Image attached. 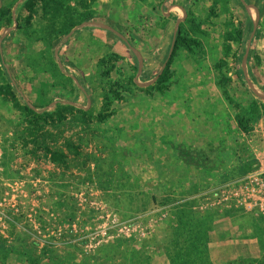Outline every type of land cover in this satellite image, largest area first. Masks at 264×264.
Wrapping results in <instances>:
<instances>
[{
  "label": "rangeland",
  "instance_id": "obj_1",
  "mask_svg": "<svg viewBox=\"0 0 264 264\" xmlns=\"http://www.w3.org/2000/svg\"><path fill=\"white\" fill-rule=\"evenodd\" d=\"M164 1L60 0L77 19L90 11L130 33L88 27L62 54L67 38L47 42L48 18L39 6L0 0V11L9 9L0 14V264H264V216L232 205L210 207L220 187L264 161V109L238 75L235 50L242 44L225 40L231 23L239 24L243 41L250 39L264 0H174L178 36L194 40L192 50L177 45V36L165 65L148 68L142 53L159 58L173 31L172 21L164 29ZM189 10L199 29L187 23ZM4 28L14 30L2 36ZM59 61L65 72L85 78L86 87L70 83ZM167 66V79L156 88L154 78ZM243 69L264 97V24L246 48ZM145 71L151 75L142 77ZM188 85L219 93L225 108L206 101L217 113L222 109L223 125L211 144L187 154L201 168L186 185L171 162L164 166L165 157L147 154L145 127L148 105L163 102L153 99L157 93L187 91ZM60 98L86 109L49 107ZM195 194L200 197L192 199ZM185 204L202 215L217 212L207 260L198 257L204 246L192 251L190 231L178 234Z\"/></svg>",
  "mask_w": 264,
  "mask_h": 264
},
{
  "label": "crops",
  "instance_id": "obj_2",
  "mask_svg": "<svg viewBox=\"0 0 264 264\" xmlns=\"http://www.w3.org/2000/svg\"><path fill=\"white\" fill-rule=\"evenodd\" d=\"M164 5H165V1L163 3V9L165 10L167 16L169 17L168 19L164 21V29H166V27L170 24V21H172V23L174 21H173L172 14L166 11ZM170 8L176 13V15L178 16V19L180 20L179 13L176 12L172 8V3L170 4ZM91 19L111 20V21H114L120 24L125 30H127L126 27H124V25H122L120 22H117L111 18L100 19V18L93 17ZM99 25H105V24L88 25L78 30L77 32H75L70 38H68L69 34L66 35L64 38H67V39H64L61 45L62 54L64 53L66 48L70 46L69 40L72 39L78 32L80 33L82 30H85L88 27H92V26L96 27ZM106 26H110V25H106ZM110 27L123 32L122 30L117 29L116 27H113V26H110ZM173 27H174V23H173ZM125 34L130 35L129 31L128 33H125ZM171 37H172V34H171ZM133 41L134 43L136 42L134 38H133ZM136 46L138 49L140 48L138 44ZM166 49L164 51H166ZM151 55L142 53L144 60L148 62H153L161 58L160 56L157 59H148L147 57ZM59 64H60L59 69L65 74L66 77L72 80H76L78 82H80L78 80L80 79L82 80V82L80 83L84 87H86L87 84L84 81L85 78H81V77H78L77 75L65 72L62 67L63 62L59 61ZM164 65L165 63H162L159 66H147V67L158 69ZM69 74L74 75L75 78L68 76ZM150 75H151L150 72L145 71L142 77H149ZM160 76L161 75H158L156 78H154V82H157ZM142 77L140 76L139 78H137L138 80L136 79V81H140ZM149 81H152V80L150 79ZM187 87H188L187 91L181 90V91H167L162 94L157 93V95L154 96L153 99H155L156 101L162 99L163 102L159 101L158 104L150 103V105H148L147 116L150 117V124L146 125L147 127H145L147 129L146 130V133H147L146 147H148L147 154L148 155L152 154L151 155L152 159L157 155L165 157L166 163L164 166L167 165V162H171V165H174L173 166L175 169L174 174L178 175L179 179L186 180L185 181L186 185L190 184L189 180H193L194 174L196 172L200 173V168H201L196 162V160H194L195 163L193 161L188 162L185 159L187 154L189 153L191 157H193V154L196 155L199 149H202V148L204 149L205 147H207L209 143L211 144V142H213L212 141L213 139L215 140V137H216L214 136L215 132L218 133L219 135L220 133L219 130H221L219 128H221V126L223 125V120L221 119L222 116L220 115V113L222 109L225 108L224 102L222 101V96H219V93L216 94V93L203 92V91L194 92L192 90H189V89H193L192 86L190 87V85H188ZM164 100H170V101L165 102ZM208 100H210L212 102L211 104H213L214 106L218 107L219 105V107L222 108L220 109L219 113H217L218 111L216 110V108L215 110H213L212 108L210 109L209 107H207V105H210L208 102H206ZM217 100H218V104L215 103V101ZM140 112L141 110L136 109L137 116L141 115ZM220 123H222V125H220ZM138 129L143 134L144 128L140 126ZM136 135H138V133ZM204 138H210V141H208L206 144L203 145ZM167 154L170 155L171 160H169L170 157H168ZM177 157H178V162H176ZM194 179H197V176ZM195 183L198 184V182H195ZM199 197L200 196H198V194H195L192 197V199H197ZM177 203L179 202H176L174 204H177Z\"/></svg>",
  "mask_w": 264,
  "mask_h": 264
},
{
  "label": "trees",
  "instance_id": "obj_3",
  "mask_svg": "<svg viewBox=\"0 0 264 264\" xmlns=\"http://www.w3.org/2000/svg\"><path fill=\"white\" fill-rule=\"evenodd\" d=\"M238 2L237 0H235ZM26 7L32 8L34 6H39L40 10L43 11V14L45 18H48V25L46 27V34H47V42H49L50 45L54 46V43L56 40H59L66 35H68L72 28H74L77 25H80L83 21L86 19H91L94 17L93 13L90 11L83 12L81 15H79V19L74 17V14L72 15L69 13V10L65 8L64 2H60V0H26L25 2ZM85 7V5H84ZM9 9L6 8V10H1L0 14L2 15L5 11H8ZM0 15V18H1ZM189 18L187 19V23L190 24V26L193 29H199V24L197 22V18L194 17V11L189 10L188 12ZM250 24L252 25L253 22L250 21ZM230 30H227V33L225 35V40L227 43L229 42H235L239 47L243 42V31L241 27L236 24L231 23L230 24ZM194 40L189 38L187 35H181L177 38V45L183 46L186 50H192V45L194 44ZM227 52L229 53L232 48L227 45ZM238 51L235 50V53ZM137 69V67H136ZM168 66L164 69L163 73L159 77V79L156 82V88H159L161 84H163L168 76ZM103 74L109 75V71H104ZM70 79V78H69ZM73 84V80L69 81ZM162 88V87H161ZM159 88V89H161ZM6 90L8 92H11V86L7 85ZM261 107L264 109V104H261ZM27 110H29L32 113H35L32 109L26 107ZM238 123L241 128L246 129L245 126V119H239ZM61 155V154H59ZM62 156V155H61ZM189 204L183 205L182 209L177 214L178 218V224H179V233L178 234H184V232L190 231L193 235L190 237L193 238V244H192V251H194L195 254H199V247L198 245L204 246V252H202L201 255H197L199 258L207 260L208 252H207V243L208 240V233L209 230L212 228V221L214 220L215 216L217 215V212H206L205 214H200L198 212H195L193 207H188ZM193 209V210H192ZM231 211H228L226 214L231 213ZM179 236V235H178Z\"/></svg>",
  "mask_w": 264,
  "mask_h": 264
},
{
  "label": "water",
  "instance_id": "obj_4",
  "mask_svg": "<svg viewBox=\"0 0 264 264\" xmlns=\"http://www.w3.org/2000/svg\"><path fill=\"white\" fill-rule=\"evenodd\" d=\"M23 1L25 0H20V3H22ZM173 0H165V9L168 13L172 14V17H173V23H174V27H173V33H172V37H171V40H170V43H169V46L168 48L166 49V51L163 52L162 56L160 59L158 60H155L153 62H148L146 60H143L142 57H140V59L144 62V64L146 66H159L161 65L162 63H166L169 58L171 57L172 55V52H173V47H174V43L176 41V38L179 34V30H180V20L178 19V16L176 15V13L171 10L170 8V4L172 3ZM18 8V6L15 7V10ZM15 13V11H14ZM16 23V22H15ZM96 24H105V25H110V26H113V27H116L117 29H120L122 30L123 32L125 33H128L127 30H125L120 24L114 22V21H111V20H99V19H91L89 21H86L84 23H82L81 25L77 26L73 31H71L68 35V38H70L75 32H77L78 30L88 26V25H96ZM264 24V11H263V14L259 20V23L256 25L250 39L248 41H243L242 42V45L240 47V49L238 50V53H237V59H236V67H237V72H238V75L242 81V83L245 85V87L247 88V90L250 92V94L259 102H261L262 104H264V97L262 95H260L256 89H254L253 85L249 82V80L247 79V76L245 75L244 73V69H243V65H244V57H245V53H246V48L247 46L249 45V42L253 40L254 37L257 36L258 32L260 31V29L262 28ZM14 28H4L3 31H2V36L9 32V31H13ZM2 41H3V37L1 38L0 40V51L1 53H3V50H2ZM140 55V54H139ZM4 60V58H3ZM68 76L70 77H74V75H71L69 74ZM78 79V78H76ZM80 82H82V80L78 79ZM88 102L90 103V96L88 97ZM57 103H63V104H70V105H73L75 107H78V108H82V109H86V107H83L82 105H80L79 103H76L75 101H72L71 99H68V98H60V99H56L54 103H52V105H50L49 107H53L54 104H57Z\"/></svg>",
  "mask_w": 264,
  "mask_h": 264
},
{
  "label": "built area",
  "instance_id": "obj_5",
  "mask_svg": "<svg viewBox=\"0 0 264 264\" xmlns=\"http://www.w3.org/2000/svg\"><path fill=\"white\" fill-rule=\"evenodd\" d=\"M214 196L216 203L211 204L210 207L232 205L264 216V161L241 179L220 187Z\"/></svg>",
  "mask_w": 264,
  "mask_h": 264
}]
</instances>
